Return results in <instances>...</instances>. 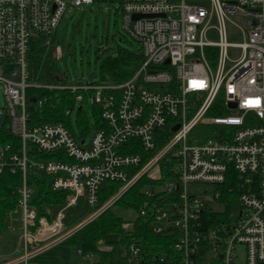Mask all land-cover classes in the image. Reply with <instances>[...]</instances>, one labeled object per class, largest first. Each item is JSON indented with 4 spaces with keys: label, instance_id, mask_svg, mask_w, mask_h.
<instances>
[{
    "label": "built area",
    "instance_id": "1",
    "mask_svg": "<svg viewBox=\"0 0 264 264\" xmlns=\"http://www.w3.org/2000/svg\"><path fill=\"white\" fill-rule=\"evenodd\" d=\"M94 1L0 0V132L6 128L19 140L0 139V173L22 174L19 204L8 217L18 239L0 264H30L145 173L160 181L146 191L159 199L147 201L123 226L148 218L150 231L169 235L172 246L148 260L133 240L128 264H264V0H120L124 30L144 55L130 78L109 84L31 78L32 40L43 35V44L51 45L68 6ZM66 90L93 91L89 100L106 126L79 137L61 121L31 119V106L54 108ZM75 98L84 102L83 93ZM72 113L67 106L65 114ZM164 127L169 137L156 149ZM129 138L146 152L156 150L143 161L141 153L122 150ZM29 143L59 157L30 158ZM165 156L168 175L160 163ZM155 168L158 174L150 173ZM29 169L48 176L53 190L68 191L56 211L38 214ZM106 180L123 185L100 204ZM228 183L224 197L220 187ZM81 198L91 210L67 228L65 218ZM77 252L81 263L102 264L94 252Z\"/></svg>",
    "mask_w": 264,
    "mask_h": 264
},
{
    "label": "trees",
    "instance_id": "2",
    "mask_svg": "<svg viewBox=\"0 0 264 264\" xmlns=\"http://www.w3.org/2000/svg\"><path fill=\"white\" fill-rule=\"evenodd\" d=\"M44 40L45 36L39 35L31 42L28 55L31 78H37L45 60L48 46L43 44ZM51 43H56L55 33L51 35ZM143 60L144 55L140 46L138 49L132 50L128 47L118 45L114 55H104L101 58L98 78L93 81L108 84L124 82L133 75ZM60 80L68 82L66 77ZM80 80L78 79V81ZM92 92H76L84 94V101L90 105V111L86 110L84 105L81 104L78 107L75 121L71 119V115L65 114V108L67 106H75L76 93L67 90L61 91L59 97L54 99V108L46 106L44 110L40 111L31 106V119L37 121H61L74 135L88 137L94 129L106 126L99 106L94 101L89 100ZM219 113L224 114L225 112ZM166 129L164 127L160 130L161 135L157 140L156 149L161 147L169 137L166 135ZM0 139L4 142L14 143L15 145L19 143L18 137L14 136L6 128L1 130ZM122 150L130 153H141L144 156L143 161H146L155 152V150L150 152L144 151L139 140L135 138H129L122 147ZM35 155L41 158L59 157L57 153L40 151L32 143H29V157L34 158ZM62 157L69 160L66 155ZM167 158L165 156L160 160L162 175L169 174L166 168ZM130 172L131 174L133 173V167L130 168ZM21 182V172L11 173L4 171L0 173V237L8 240L11 250H13L17 242L18 233L9 228L8 217L9 213L16 209L19 204V187ZM28 182L34 188L32 204L36 207L39 215H48L49 210L54 212L65 203L68 191L53 190L50 186L48 176L29 169ZM157 183H160V181L151 178L147 173L143 174L134 183L129 185L112 204L60 243L76 245L84 252H94L102 264H128L127 256L129 245L133 240H139L144 248L146 259L152 260L155 252L167 250L168 247L171 248L172 243L168 240L170 236L152 233L150 231V219L143 216H139L134 221V226L132 225L129 229L125 228L123 224L128 221H133V213L138 214L141 207L147 201L159 199L160 195L157 194L151 197L146 192L147 189L152 188ZM230 184L228 183L227 186ZM122 185L123 182L121 181L106 180L99 191L100 204L114 195ZM220 188H222L224 197L230 196L228 191L229 186ZM232 197H234V194H231ZM229 207H231V204H228V209H230ZM90 210L91 207L81 198L77 205L70 208L65 218V226L69 228L80 222ZM51 248L31 258L29 260L30 264H64L57 256L49 254ZM6 257L0 251V260Z\"/></svg>",
    "mask_w": 264,
    "mask_h": 264
},
{
    "label": "rangeland",
    "instance_id": "3",
    "mask_svg": "<svg viewBox=\"0 0 264 264\" xmlns=\"http://www.w3.org/2000/svg\"><path fill=\"white\" fill-rule=\"evenodd\" d=\"M120 6V0H95L79 7L69 5L54 31L56 43L48 46L37 79L40 82H55L66 77L70 83L78 79L95 80L104 55H114L118 45L138 49L139 43L124 30L122 13L117 9ZM230 37L233 40L241 39L235 33H231ZM57 46L60 48L58 51ZM231 49L232 54L236 52L235 48ZM9 69L10 66H7L6 71ZM81 104L90 111L88 102L75 101L71 115L74 121ZM202 132L204 136H211L209 128H202ZM150 173L158 174V171L155 168ZM78 248L73 244L59 243L49 250V254L57 256L62 263H77L80 258ZM0 251L7 256L12 251L8 240L3 237H0Z\"/></svg>",
    "mask_w": 264,
    "mask_h": 264
},
{
    "label": "crops",
    "instance_id": "4",
    "mask_svg": "<svg viewBox=\"0 0 264 264\" xmlns=\"http://www.w3.org/2000/svg\"><path fill=\"white\" fill-rule=\"evenodd\" d=\"M80 263L81 262H80V258H79L78 262L77 263H73V264H80ZM81 264H86V263L82 262Z\"/></svg>",
    "mask_w": 264,
    "mask_h": 264
},
{
    "label": "water",
    "instance_id": "5",
    "mask_svg": "<svg viewBox=\"0 0 264 264\" xmlns=\"http://www.w3.org/2000/svg\"><path fill=\"white\" fill-rule=\"evenodd\" d=\"M134 17H139L138 15H134Z\"/></svg>",
    "mask_w": 264,
    "mask_h": 264
}]
</instances>
